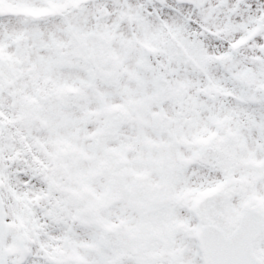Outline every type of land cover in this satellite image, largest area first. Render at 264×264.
Wrapping results in <instances>:
<instances>
[{
	"label": "snow or ice",
	"instance_id": "6c2138e0",
	"mask_svg": "<svg viewBox=\"0 0 264 264\" xmlns=\"http://www.w3.org/2000/svg\"><path fill=\"white\" fill-rule=\"evenodd\" d=\"M0 264H264V0H0Z\"/></svg>",
	"mask_w": 264,
	"mask_h": 264
}]
</instances>
